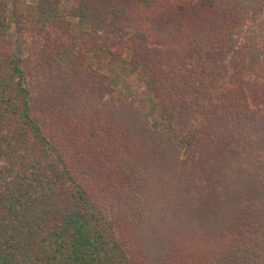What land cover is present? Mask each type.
<instances>
[{
  "label": "trees",
  "instance_id": "obj_1",
  "mask_svg": "<svg viewBox=\"0 0 264 264\" xmlns=\"http://www.w3.org/2000/svg\"><path fill=\"white\" fill-rule=\"evenodd\" d=\"M8 1L0 264H264V0ZM94 51L146 68L165 128L104 103Z\"/></svg>",
  "mask_w": 264,
  "mask_h": 264
},
{
  "label": "rangeland",
  "instance_id": "obj_2",
  "mask_svg": "<svg viewBox=\"0 0 264 264\" xmlns=\"http://www.w3.org/2000/svg\"><path fill=\"white\" fill-rule=\"evenodd\" d=\"M196 1L199 2L200 0ZM65 4L70 5L72 2L65 1ZM12 7L13 0H9L10 15L12 14ZM254 21L257 25H253V30L260 37H264V12L256 15ZM10 22L8 39L18 51L19 59L22 60L27 56L26 36L16 31L12 19ZM249 23L252 24L250 21ZM244 29L247 34H250L248 27L245 26ZM75 31H78L77 26ZM78 54V49L68 47L64 50L62 61L68 69L74 68ZM85 64L104 73L108 83L112 85L113 92L104 102L106 105L123 102L132 103L142 118L150 122L154 128H165L167 124L162 119V112L156 107L147 70L145 67L133 65L127 52L121 55H110L108 52L94 51L89 53Z\"/></svg>",
  "mask_w": 264,
  "mask_h": 264
}]
</instances>
